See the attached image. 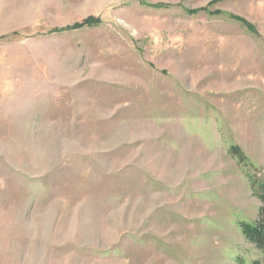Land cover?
<instances>
[{
	"label": "rangeland",
	"instance_id": "1",
	"mask_svg": "<svg viewBox=\"0 0 264 264\" xmlns=\"http://www.w3.org/2000/svg\"><path fill=\"white\" fill-rule=\"evenodd\" d=\"M214 1L0 0V264H264V0Z\"/></svg>",
	"mask_w": 264,
	"mask_h": 264
},
{
	"label": "trees",
	"instance_id": "2",
	"mask_svg": "<svg viewBox=\"0 0 264 264\" xmlns=\"http://www.w3.org/2000/svg\"><path fill=\"white\" fill-rule=\"evenodd\" d=\"M218 0H215L213 3H216ZM212 3V4H213ZM155 9H164L170 8L165 5L152 6ZM201 11V10H199ZM203 11H207V8H204ZM198 11H191L190 13L195 14ZM216 15H220L219 11L214 12ZM232 19L239 20L243 22L245 25H248L245 20L240 19L235 16H231ZM101 24V20L95 17L87 18L79 23H77L72 28H67V30H80L84 28H92ZM53 32H62V30L55 29ZM230 154L238 157L241 163L246 161L245 156L242 154L241 150L237 146H233L230 148ZM251 188L255 195V197L260 202V208L258 212V217L254 223H242L241 229L245 239L252 245L255 246L256 249L260 251H264V179L257 180L255 177L251 180Z\"/></svg>",
	"mask_w": 264,
	"mask_h": 264
}]
</instances>
